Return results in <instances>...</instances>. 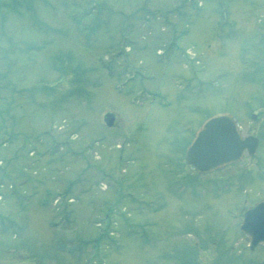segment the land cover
Returning <instances> with one entry per match:
<instances>
[{
	"label": "rangeland",
	"instance_id": "obj_1",
	"mask_svg": "<svg viewBox=\"0 0 264 264\" xmlns=\"http://www.w3.org/2000/svg\"><path fill=\"white\" fill-rule=\"evenodd\" d=\"M195 1L0 0V264H99L98 220L107 264H264L239 230L264 198V0ZM147 91L172 104L130 101ZM220 110L258 145L198 175L179 146Z\"/></svg>",
	"mask_w": 264,
	"mask_h": 264
},
{
	"label": "water",
	"instance_id": "obj_2",
	"mask_svg": "<svg viewBox=\"0 0 264 264\" xmlns=\"http://www.w3.org/2000/svg\"><path fill=\"white\" fill-rule=\"evenodd\" d=\"M113 120L114 115L105 116L107 125ZM256 144V137L240 136L228 114L215 115L203 123L187 147L185 160L200 172L209 171L220 164L238 160L244 148L252 153ZM240 229L249 236L251 248L264 243V199L244 211Z\"/></svg>",
	"mask_w": 264,
	"mask_h": 264
},
{
	"label": "trees",
	"instance_id": "obj_3",
	"mask_svg": "<svg viewBox=\"0 0 264 264\" xmlns=\"http://www.w3.org/2000/svg\"><path fill=\"white\" fill-rule=\"evenodd\" d=\"M8 3H6V5H7Z\"/></svg>",
	"mask_w": 264,
	"mask_h": 264
},
{
	"label": "bare ground",
	"instance_id": "obj_4",
	"mask_svg": "<svg viewBox=\"0 0 264 264\" xmlns=\"http://www.w3.org/2000/svg\"><path fill=\"white\" fill-rule=\"evenodd\" d=\"M201 57V56H200ZM200 59V58H199Z\"/></svg>",
	"mask_w": 264,
	"mask_h": 264
}]
</instances>
